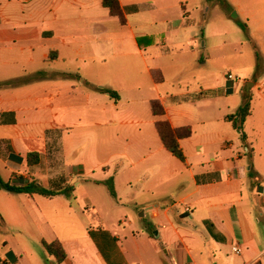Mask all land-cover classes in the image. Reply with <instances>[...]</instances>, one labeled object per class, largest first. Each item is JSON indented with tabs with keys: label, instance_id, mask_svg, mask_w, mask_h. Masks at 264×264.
Here are the masks:
<instances>
[{
	"label": "crops",
	"instance_id": "1",
	"mask_svg": "<svg viewBox=\"0 0 264 264\" xmlns=\"http://www.w3.org/2000/svg\"><path fill=\"white\" fill-rule=\"evenodd\" d=\"M222 1L241 21L247 19V35L251 27L264 32V0ZM119 3L123 9L138 7L125 15V25L110 16L102 0H0V177L57 191L73 187L76 202L81 197L95 211L92 190L113 177V199L144 211V218L149 213L155 231L148 241L161 240L167 248L159 247L162 264H171L173 249L176 264H207L206 244L199 245L204 241L211 245L209 264H264V80L239 70L246 78L243 86L234 85L211 69L206 51L230 38L218 34L208 9L199 12V0ZM200 14L199 23L194 15ZM135 16L149 23L134 25ZM220 35L225 38L217 44ZM185 67L192 70L189 75ZM246 83L255 86L249 91ZM97 87L116 92V98ZM246 93L258 94L245 125L247 147L226 119ZM154 101L173 128L192 129L181 141L185 163L162 144ZM55 147L52 167L38 168ZM30 153L40 154L37 164L28 165ZM57 199L65 196L0 190L8 230L0 231V264H74L78 239L38 237L45 224L56 229L65 216ZM68 209L69 217L77 214L70 204ZM207 222L222 240L211 236ZM26 230H32V245L22 238ZM118 240L108 230L98 232L99 263L139 264L119 250ZM44 241H59L66 260L58 263ZM143 255L138 249L137 258Z\"/></svg>",
	"mask_w": 264,
	"mask_h": 264
},
{
	"label": "rangeland",
	"instance_id": "2",
	"mask_svg": "<svg viewBox=\"0 0 264 264\" xmlns=\"http://www.w3.org/2000/svg\"><path fill=\"white\" fill-rule=\"evenodd\" d=\"M197 5L199 7V12L201 13H204L207 9L210 11L208 15L210 19L209 21L210 23H216V28H219V30H217L218 34L224 33L225 37L230 38L229 42L227 41L226 45L222 44L223 46L218 50L209 51V53L206 51L205 55L210 59V65L213 66L211 69L213 68L215 71L219 70L221 78L234 85L239 83L240 86H243L246 78V74L239 70L251 71L252 75L257 77V55H259L262 65L264 66V32L257 31L255 27H251V35L249 36L238 25H236L233 20H223L225 16L238 17L237 12L234 11V8L231 6L228 9L225 4H219L216 0H212L208 5L202 3V0H199ZM248 5V3L242 4L243 7ZM201 15L202 14L194 15L196 21L198 20L199 23L201 21ZM175 16L176 14L172 13L171 17L177 20ZM139 18H141V16H135L131 18L130 21L134 25H138V22L149 23V20H141ZM241 19L245 23H248L246 18L241 17ZM224 38L220 35V37H215L214 41L217 44H221L223 43ZM250 38L253 40V44L250 43ZM185 70V75L186 72L189 75L192 71H190L189 67H185ZM228 74L238 77L239 82L228 80ZM262 80H264V69L260 74V81ZM257 98L258 94L255 93L252 98L253 103ZM223 102L225 101L223 100L221 102L222 106L220 107L222 111L225 109ZM56 151V147L51 148L50 155H47L46 160L38 168H51L53 161L52 153ZM2 153L3 152L0 150V154ZM91 188L95 187L92 186ZM139 188L140 187H137L136 189ZM93 190L91 196L96 204V211L92 207L85 205V203L81 201V197L76 202L75 198H77L78 195L74 193V188L71 187L68 195H64L65 200L57 199V202H61L60 204L64 208H67V210H69L68 207L70 204V206L77 210V214L72 212L71 217H69L67 210L63 208L65 216L58 218L56 229H53L49 224H45L42 229L43 231L41 232L42 234H39L38 237L41 235L45 239H57V237L64 239L76 238L78 239V242L75 243V251L73 253L71 252L73 263L100 264L96 258L98 250L95 244V239L97 238L98 232L108 230L113 236L119 237L120 240L116 241L119 250L126 254L130 261H139V264H162L159 247H162L160 249L164 251H167V248L163 245L161 240H152V243L148 241L151 228L148 223L149 213L147 218H144V211L135 210L133 205H122L117 203V201L111 196L107 187L99 188L96 192H93ZM78 203L81 204L80 207L82 206L80 210L77 209ZM92 232H96V235H92L93 237L91 236ZM31 233L32 230H26L25 235L22 237L26 241L29 239L30 245L34 243ZM86 233H89L94 241L91 240V237H86ZM205 244L206 249L204 248L202 250V254L204 255L203 258L206 263L209 264L211 261L210 258H212L211 255H209L211 245L205 243V241L199 243L200 246H204ZM138 249L140 251L143 250V252L145 251V255H143V258L140 260L137 258ZM176 257L175 249L171 250L168 256L171 264H176Z\"/></svg>",
	"mask_w": 264,
	"mask_h": 264
},
{
	"label": "trees",
	"instance_id": "3",
	"mask_svg": "<svg viewBox=\"0 0 264 264\" xmlns=\"http://www.w3.org/2000/svg\"><path fill=\"white\" fill-rule=\"evenodd\" d=\"M212 0H208V2H211ZM220 4H225L222 0H216ZM102 5L109 10L110 16L113 18H117L120 22V24L125 25L126 14H134L138 12L137 6H131L123 9L119 3V0H102ZM228 9L230 6H227ZM231 20H233L236 25H238L246 34H248V26L246 23H243L238 17H230ZM264 66L262 65L261 59L259 55H257V65H256V75L261 74L263 72ZM66 78H76V75H67ZM98 91L103 93H108L112 98H116V92L105 89V88H96ZM153 115L157 118L156 121V128L158 131V134L160 136L161 142L164 145L165 149L170 152L174 157L179 159L181 162L185 163L186 158L184 155V152L181 147V141L191 137L192 135V129L190 127H183L175 129L171 126V124L165 119V110L163 106L160 104L159 101H154L151 104ZM252 114V95L251 94H245L243 97V103L238 108V110L231 116H228L226 119L230 121L233 124V127L240 133V139L244 146L247 145V135L245 133V125L247 120ZM17 161H21L19 158L13 157ZM40 161V154L39 153H30L27 156V162L28 165H35ZM254 175L252 174V177ZM111 196L113 198L116 197V191H115V185H114V179L113 177L107 180L106 182H103ZM71 187H67L64 191H57V190H51L42 187L37 182L32 181L28 182L26 184H16L12 182H5L0 177V190H5L10 193L14 194H28V195H40L47 198H52L58 195H68L70 192ZM206 226L209 230V233L211 236H213L215 239L222 240V238L218 237L217 234L214 233L213 226L207 222ZM0 231L7 232V227L5 225L4 219L2 215L0 214ZM154 231L155 229L150 228V235L154 237ZM43 246L48 252L49 255L53 256L58 263H62L66 260L67 255L66 252L62 246V244L59 241H54L52 243L43 242ZM167 255V254H166ZM169 256V255H168Z\"/></svg>",
	"mask_w": 264,
	"mask_h": 264
},
{
	"label": "built area",
	"instance_id": "4",
	"mask_svg": "<svg viewBox=\"0 0 264 264\" xmlns=\"http://www.w3.org/2000/svg\"><path fill=\"white\" fill-rule=\"evenodd\" d=\"M227 78H228V80H231V81H239L238 77H235V76L232 75V74H228V77H227ZM243 153H244V154H247V153H248V150H247V149L244 150ZM186 213L189 214V213H190V210L187 209V210H186ZM233 251H234V253L237 254V255H240V254L242 253V250H241L239 247H235V248L233 249ZM250 264H253V263H250Z\"/></svg>",
	"mask_w": 264,
	"mask_h": 264
},
{
	"label": "water",
	"instance_id": "5",
	"mask_svg": "<svg viewBox=\"0 0 264 264\" xmlns=\"http://www.w3.org/2000/svg\"><path fill=\"white\" fill-rule=\"evenodd\" d=\"M255 84L254 83H246V87L248 88V90H252L254 88Z\"/></svg>",
	"mask_w": 264,
	"mask_h": 264
}]
</instances>
